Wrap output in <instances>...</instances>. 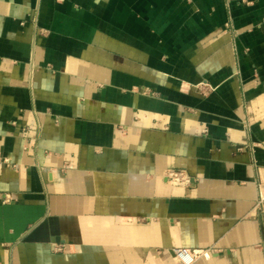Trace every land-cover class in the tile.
<instances>
[{"label": "crops", "instance_id": "obj_1", "mask_svg": "<svg viewBox=\"0 0 264 264\" xmlns=\"http://www.w3.org/2000/svg\"><path fill=\"white\" fill-rule=\"evenodd\" d=\"M263 168L264 0H0V264H264Z\"/></svg>", "mask_w": 264, "mask_h": 264}, {"label": "built area", "instance_id": "obj_2", "mask_svg": "<svg viewBox=\"0 0 264 264\" xmlns=\"http://www.w3.org/2000/svg\"><path fill=\"white\" fill-rule=\"evenodd\" d=\"M165 178L171 185H181L188 186L192 182L191 177L186 174L184 171L179 169H168L165 173ZM256 199L254 208L259 214H264V168L261 169L259 173V178L256 182ZM62 248L57 247V251H60ZM174 255L179 264H192L200 257H209L208 249H190V248H177L174 250Z\"/></svg>", "mask_w": 264, "mask_h": 264}]
</instances>
